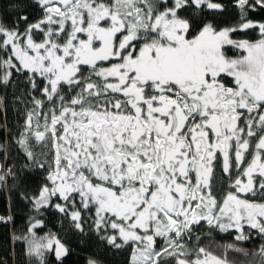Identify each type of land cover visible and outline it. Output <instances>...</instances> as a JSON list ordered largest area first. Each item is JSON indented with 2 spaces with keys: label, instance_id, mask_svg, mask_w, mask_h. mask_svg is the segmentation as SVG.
Wrapping results in <instances>:
<instances>
[{
  "label": "snow or ice",
  "instance_id": "snow-or-ice-1",
  "mask_svg": "<svg viewBox=\"0 0 264 264\" xmlns=\"http://www.w3.org/2000/svg\"><path fill=\"white\" fill-rule=\"evenodd\" d=\"M234 6L239 22L221 28L223 0H9L0 86H29L17 142L42 178L14 236L29 257L69 254L38 233L50 213L81 233L90 219L128 264H230L200 246L205 227L264 238V21L249 18L264 0Z\"/></svg>",
  "mask_w": 264,
  "mask_h": 264
},
{
  "label": "trees",
  "instance_id": "trees-1",
  "mask_svg": "<svg viewBox=\"0 0 264 264\" xmlns=\"http://www.w3.org/2000/svg\"><path fill=\"white\" fill-rule=\"evenodd\" d=\"M227 5L224 13L214 19L215 23L223 28L235 25L239 22V12L234 6V0H223ZM9 0H0V12L11 25L12 14L8 11ZM33 9L28 11L32 12ZM249 18L257 21H264V12H253ZM251 35L245 33H234L236 39L254 40L258 38V33L249 30ZM0 164L12 167L16 173L15 182L11 177L6 179L4 184H0V217L11 216L8 223H0V262L7 264H34L28 259L26 245L22 241L14 240V236L27 234L30 217V204L24 199L25 192L23 186L22 162L19 160L18 139L22 133L21 127L25 124L24 107L8 102V97L4 94V89L0 86ZM18 111V112H17ZM29 195V194H27ZM46 227L38 230L41 235L47 234L49 230L55 233L62 243L69 249V254L63 258L62 264H88L90 260L96 264H128L130 252L127 249L117 250L111 248L106 242L100 240L95 231L91 229V220L86 219L85 232L81 233L71 227V222L61 219L58 214L50 213L45 219ZM245 231H248L246 228ZM248 240L236 241L235 233H220L212 231L209 233L207 227L202 229L200 235V246H209L214 254L226 258L230 264H261L264 256L261 249L264 248V238L256 234L254 230ZM195 244V241L190 242ZM227 245H234L241 248L243 252H236ZM245 253H247L245 255ZM47 264H61L53 254L46 257Z\"/></svg>",
  "mask_w": 264,
  "mask_h": 264
},
{
  "label": "flooded vegetation",
  "instance_id": "flooded-vegetation-1",
  "mask_svg": "<svg viewBox=\"0 0 264 264\" xmlns=\"http://www.w3.org/2000/svg\"><path fill=\"white\" fill-rule=\"evenodd\" d=\"M31 13L32 15L30 16V19H35L39 15V10L33 9ZM21 28H23V25H21ZM2 87L4 89L5 96L8 97V102L24 107V116L26 117V113L34 107L32 103V96L29 95V86L26 81L17 79L14 85ZM33 95H35L37 98H41L38 92L33 93ZM0 99L2 98L0 97ZM46 111L47 108H45V112ZM23 128L24 127H21V131H23Z\"/></svg>",
  "mask_w": 264,
  "mask_h": 264
},
{
  "label": "rangeland",
  "instance_id": "rangeland-1",
  "mask_svg": "<svg viewBox=\"0 0 264 264\" xmlns=\"http://www.w3.org/2000/svg\"><path fill=\"white\" fill-rule=\"evenodd\" d=\"M18 150H19L18 157H19L20 162H22V165L20 167L23 173L22 174L23 175V186H24L25 192L29 195H33L38 191L42 178L38 174V171L35 170L34 168L30 169V168L25 167L26 164L30 165L31 161H28L26 159V155L21 147ZM36 151H37V155L39 156V145H36ZM40 158L42 159L43 157H40ZM27 257L31 261V263L38 264V261L34 257H29L28 255Z\"/></svg>",
  "mask_w": 264,
  "mask_h": 264
},
{
  "label": "water",
  "instance_id": "water-1",
  "mask_svg": "<svg viewBox=\"0 0 264 264\" xmlns=\"http://www.w3.org/2000/svg\"><path fill=\"white\" fill-rule=\"evenodd\" d=\"M0 166H2V165L0 164ZM1 171H2V167H0V174H1Z\"/></svg>",
  "mask_w": 264,
  "mask_h": 264
},
{
  "label": "built area",
  "instance_id": "built-area-1",
  "mask_svg": "<svg viewBox=\"0 0 264 264\" xmlns=\"http://www.w3.org/2000/svg\"><path fill=\"white\" fill-rule=\"evenodd\" d=\"M5 165H6V164H5ZM5 165H3V171H4L5 167H6Z\"/></svg>",
  "mask_w": 264,
  "mask_h": 264
}]
</instances>
